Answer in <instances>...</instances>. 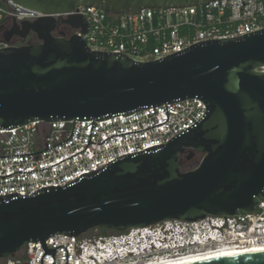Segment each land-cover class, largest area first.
Masks as SVG:
<instances>
[{
	"label": "water",
	"instance_id": "water-1",
	"mask_svg": "<svg viewBox=\"0 0 264 264\" xmlns=\"http://www.w3.org/2000/svg\"><path fill=\"white\" fill-rule=\"evenodd\" d=\"M15 1L47 16L21 25L14 17V26L4 34L10 41L15 35L25 39L35 33L39 42L0 49V129L35 120H103L193 97L201 98L207 110L167 144L122 155L64 186L43 187L29 196H0V259L40 241L43 256L52 254L55 264L57 247L46 244L54 234L80 235L93 228L124 231L169 219L238 215L264 200V28L138 61L123 52L92 50L75 34L54 36L58 21L50 14L81 5L112 14L138 13L212 0ZM60 21L82 27L84 33L89 29L81 14ZM187 149L203 154L190 170L181 162ZM192 264H264V251Z\"/></svg>",
	"mask_w": 264,
	"mask_h": 264
},
{
	"label": "built area",
	"instance_id": "built-area-1",
	"mask_svg": "<svg viewBox=\"0 0 264 264\" xmlns=\"http://www.w3.org/2000/svg\"><path fill=\"white\" fill-rule=\"evenodd\" d=\"M69 14L83 15L89 22L88 31L84 33L82 27L60 21L68 19ZM50 15L58 21L52 32L56 37L69 38L75 34L92 50L123 52L138 61H151L199 41L232 38L264 28V0H212L180 7L143 8L138 13L124 14L81 5L69 12ZM43 16L47 14L15 0H0V49L33 40L39 42L35 33L25 39L15 35L10 41L4 39V34L14 26V17L16 24L21 25L22 21ZM206 110L205 102L193 97L103 120L94 117L35 120L0 129V156L46 149L0 157V196L11 193L29 196L43 187L64 186L122 155L167 144L203 117ZM153 125L157 126L145 129ZM137 130L142 131L125 133ZM90 133L92 142L88 144ZM115 134L121 135L112 136ZM46 244L49 248L57 247L55 264H67L66 248L68 264H137L264 246V200L253 211L238 215L208 214L192 221L169 219L113 233L93 228L80 235H51ZM44 251L40 241H31L14 256L0 259V264H41ZM42 264H54V256L45 254Z\"/></svg>",
	"mask_w": 264,
	"mask_h": 264
},
{
	"label": "bare ground",
	"instance_id": "bare-ground-1",
	"mask_svg": "<svg viewBox=\"0 0 264 264\" xmlns=\"http://www.w3.org/2000/svg\"><path fill=\"white\" fill-rule=\"evenodd\" d=\"M260 251H264V246H252L248 248H232L227 250L225 249L218 252L190 255V256H184L174 259H164V260L153 259L151 261H147L146 263H137V264H192V263L207 261L216 258L229 257V256L260 252Z\"/></svg>",
	"mask_w": 264,
	"mask_h": 264
},
{
	"label": "flooded vegetation",
	"instance_id": "flooded-vegetation-1",
	"mask_svg": "<svg viewBox=\"0 0 264 264\" xmlns=\"http://www.w3.org/2000/svg\"><path fill=\"white\" fill-rule=\"evenodd\" d=\"M198 152H195L194 154H191L190 149H187L181 156V162L184 163V155H186V162L192 160L194 158V156L197 154ZM105 233H113V231H109V230H105Z\"/></svg>",
	"mask_w": 264,
	"mask_h": 264
},
{
	"label": "rangeland",
	"instance_id": "rangeland-1",
	"mask_svg": "<svg viewBox=\"0 0 264 264\" xmlns=\"http://www.w3.org/2000/svg\"><path fill=\"white\" fill-rule=\"evenodd\" d=\"M203 154L202 153H197L192 160H190L188 163L191 166H196L202 159ZM183 159L185 160L184 163H186V155H184ZM99 232L101 231L100 229L98 230ZM110 231V230H109Z\"/></svg>",
	"mask_w": 264,
	"mask_h": 264
},
{
	"label": "trees",
	"instance_id": "trees-1",
	"mask_svg": "<svg viewBox=\"0 0 264 264\" xmlns=\"http://www.w3.org/2000/svg\"><path fill=\"white\" fill-rule=\"evenodd\" d=\"M33 43H37V41L33 40V41L28 42V44H33ZM188 162L182 163V167H183L184 170H190V169H193L195 167V166L189 165L190 162L189 163ZM102 232L105 233V229H102Z\"/></svg>",
	"mask_w": 264,
	"mask_h": 264
}]
</instances>
